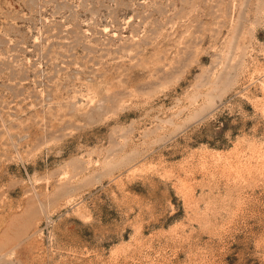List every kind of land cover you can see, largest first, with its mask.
Returning <instances> with one entry per match:
<instances>
[{
    "label": "rangeland",
    "instance_id": "1",
    "mask_svg": "<svg viewBox=\"0 0 264 264\" xmlns=\"http://www.w3.org/2000/svg\"><path fill=\"white\" fill-rule=\"evenodd\" d=\"M0 264H264V0H0Z\"/></svg>",
    "mask_w": 264,
    "mask_h": 264
}]
</instances>
